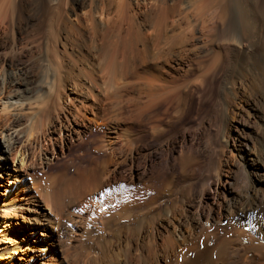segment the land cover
<instances>
[{"label": "bare ground", "instance_id": "1", "mask_svg": "<svg viewBox=\"0 0 264 264\" xmlns=\"http://www.w3.org/2000/svg\"><path fill=\"white\" fill-rule=\"evenodd\" d=\"M195 1L0 0V115L13 113L20 126L27 124L24 133L16 127L1 131L0 180L18 178L9 172L8 156L26 168L27 148L40 150L46 141L53 145L47 131L68 124L69 117L83 122V129L73 128L79 143L85 142L88 130L90 134L109 130L98 138L100 145L93 146L97 159L76 168L74 176L45 172L40 179H31L28 187H19L25 200L39 195L55 219L72 207L76 214L83 213L81 254L71 259L76 264H162V259L164 264H264V179L251 181V192L237 199L233 210L216 192L226 148L239 150L244 160L253 153L243 148V138H235L234 123L242 124L243 117L258 107L264 109V3L212 0L214 6L221 4L211 10L217 16L215 26L205 16L207 21L182 33L169 29L175 13L180 12L181 20L198 14ZM24 56L30 58L20 64ZM14 67L18 71L6 72ZM179 79L186 81L182 88L175 84ZM37 80L41 88L33 90L29 84ZM69 87L75 97L65 94ZM122 91L129 95L124 105L122 100L103 103ZM186 111L188 120L165 133L168 115L180 119ZM206 111L211 115L203 116ZM212 120L219 127L203 146L201 135L210 131ZM261 124L264 128L262 118ZM144 127L147 135H141ZM256 138L264 153V140ZM199 154L207 156L209 167L189 172ZM153 182L159 184L158 190ZM12 191L4 189L6 198L0 206V241L11 245L1 248L0 264H7L30 240L54 247L37 254L42 262L36 264H73L66 251L62 258L55 256L56 233L47 230L55 220L44 211L32 218L34 227L13 234L10 219L23 204L15 199L18 189ZM146 195L144 203L141 198ZM101 207L105 211L97 215ZM122 222L127 223L121 226ZM244 227L247 233L240 230ZM108 228H113L109 235ZM14 235L29 238L17 245ZM104 235L116 238L115 244L104 241ZM135 241L138 248L128 246ZM196 242L201 243L199 249Z\"/></svg>", "mask_w": 264, "mask_h": 264}, {"label": "rangeland", "instance_id": "2", "mask_svg": "<svg viewBox=\"0 0 264 264\" xmlns=\"http://www.w3.org/2000/svg\"><path fill=\"white\" fill-rule=\"evenodd\" d=\"M189 1L191 2V0H188V2ZM201 2H202V4H201ZM258 2L259 3H262V2L264 3V0H258ZM197 3H199V4H197ZM197 3H196V5H198L197 9H199V10H197L196 12L198 14L195 13L194 16L191 15V18L189 16L186 20H181L180 19V14H179L180 12L175 13L174 16H172L170 18V20H169V23H170V26H171V28H169V29L173 28V29L176 30V32L174 31L175 33H178V32L180 33L181 31L182 32L186 31L187 28H189L190 26L199 25L201 23V21H205L207 18L211 19V24L213 23L212 25L215 26L216 22H217V16H215L216 14L214 12H212L211 10L214 11V7L220 6L221 4L214 6V4H211L212 0H202V1L198 0ZM200 4H201V6H200ZM204 4L208 5L207 8H206V6H204ZM212 7H213V9H212ZM209 8H210V10L208 12L207 10ZM184 9H185L184 6L183 7L181 6L180 10H182V12H184ZM205 11H207L208 13L206 14ZM202 16L204 18H202ZM171 23L173 24V26L171 25ZM183 26H185V27H183ZM195 35L198 36L197 33ZM25 40H26V38H25ZM28 57L29 56H27V57L24 56L23 58L20 59L21 62L19 61V63L20 64L21 63L25 64V62L30 58V57L29 58ZM187 58H190V56H187ZM18 69H19L18 67H14V68H12L10 70H7L6 72L11 73L12 71H18ZM1 70L2 69H0V77H1V75H3V72H2L3 70L2 71ZM33 74H35V72H33ZM63 77L64 76H61L60 79H62ZM38 81L39 80H37L36 82L30 83L29 87L32 88L33 90L40 89L41 88L40 87L41 84ZM175 84L178 86V88L179 87L182 88V86H185L186 81L184 82V80L182 81L181 79H179V81H177V83H175ZM70 89L71 88L69 87L67 92H65V94L69 93L71 96L76 95V94H74L73 90H71L72 93H70ZM10 90H12V88L7 89L8 92ZM42 92L43 91L41 90V92H39V93H42ZM124 92L123 91L121 92L123 94L118 92V94L113 96L112 100H109V101L108 100H103L104 101L103 103H107V102L110 103V101H111L113 103L115 102V103L118 104V103L121 102V100H122V104L123 103H127L128 99H125V97L129 98L128 97L129 95H128V92H126V91H124ZM126 93H127V95H125ZM0 97H1V95H0ZM64 97L65 96H63V98ZM86 100H87L86 102H90L88 99H86ZM117 100L120 101V102H118ZM123 101H125V102H123ZM112 107H114V106H112ZM259 109H260V107L256 108L255 111L251 112V115L246 116V117L244 116L243 120L240 121L242 124L236 125L234 123L235 127H238V131H237L238 134H237V136L235 138H238V136L243 138L242 139V143L244 145L243 148L245 150H247V151L250 150V152H253V153H251V154H249L247 156L249 159H247V160H244L243 158L240 159L239 150L235 151L234 149H232L231 151H229V150H227L228 148H230L228 145H227L228 147L226 148L227 152L225 151L226 152L225 153V157H223L224 158L223 159V164L224 163L225 164L224 165L222 164V167H223L224 171H223L222 178L220 179L218 185H216V192H217V194H219V196L221 198H222V196H224L225 203L227 204V205L226 204L225 205H226V207L229 208V210H233L234 203H236L240 199V197H242L246 193L251 192V190L253 188L252 185L254 183H259V181H260L259 179H261V178L264 179V177H263L264 176V169H263L264 168V157H263L264 153L262 152L261 147H259L260 145H259V142H258V140L256 138V136L258 135V137H261L264 140V137H263L264 136L263 135L264 134V131H263L264 128H262V124H261V118L264 120V109L263 108H261L260 110ZM22 112L25 113L27 111L25 110V111H22ZM23 113H22V116L20 115L19 120L23 117V115L27 114V113H25V114H23ZM209 113L210 112L206 111L205 113H203V116H205V115H207ZM209 115H211V114H209ZM172 116L168 115L169 118H166L165 121H164V125L167 127L166 128L167 132H165V133H168V134L172 133L174 130L176 131L180 127L181 124H183L186 120H188V118L190 117V114H189L188 111H186L183 114V116H181L180 119H175ZM259 116H260V118H259ZM16 117H19V116L18 115L17 116L13 115V113H4V114L0 115V134H1V131L8 130L9 128H12V127L13 128L16 127L17 129H20L21 132L23 131V133H24L25 130H24L23 127H24V125L26 123L25 124L23 123L21 125L22 126V128H21L19 123H22V122L21 121H16L15 120ZM244 119H245V121H244ZM68 120H69V123L68 124L64 123L63 126L60 129H56V130L54 129L52 131V128L50 127L51 131H50V129H49V131H47L48 136L52 138L51 141L53 142V145L50 144L51 142L46 141V143L45 142L42 143V148L40 150H35V149L34 150H32V149L30 150L29 148H27L28 149V156L26 157V168H24V166L20 167L18 162L15 159H14V163H13L11 161V159H10L11 156H8L9 158L7 159V164L9 165V172L12 175L16 174L18 176V178H15V180H14L13 176L12 177L11 176H7L6 181L5 180H0V206L3 203L4 199L6 198V195H4L6 193V192H4V189L6 187H8V189L10 191H12L13 187H16L19 192L17 191L14 194V196L16 197L15 199L16 200L18 199L17 200V201H19L18 203H22L23 205L22 206L20 205L22 207V208L20 207L21 209H16L17 213L15 212L14 217H12L10 219L11 222L13 223V224L11 223L12 224L11 225V229L13 230V234L23 233V232L27 231V229L29 230L30 228L34 227L35 225H34V222H33L32 218H34L35 215L39 214L41 211H44L47 215H50L52 217V220H53V218L55 220L54 224H52L53 222L50 224L51 227L49 225H47V230H49V232L52 231L53 234L56 233L54 235V237H55L54 238V242L56 244H58L57 246H59V247L57 248V250L54 251L55 252V256L57 258L58 257L62 258L61 256L68 255L67 253H69V255H71V256L68 255V258L70 259L68 261H72L71 259H74V257H76V256L81 254L80 251H81L82 244H83V230L85 228L84 225H83V221L81 220V218L83 217L82 216L83 213H82V215L81 214H76L74 212V210H75L74 208L75 207L74 208L72 207L71 208L72 210L68 209V210H66V212L62 211L60 214H58V218L55 219V215H54L55 212L53 210L51 211L49 209L50 207L47 206L46 203H44V201L39 197V195L35 194V198L34 199L25 200V199H23L24 196H22L23 192L21 190H19V187L21 185L25 184L28 187L29 184L31 183L30 181L35 180V179H40L41 176L44 175V174L46 175V173L47 174H51V175H56V174H59V172L62 171V172H65L68 176H74L75 175L74 170L76 168L79 167V169H83V168H85L86 165L90 164V160L89 159H91V158L92 159H97V157L99 156V153H97L94 150H92L93 146L97 147L98 145H100V143L98 142L99 141L98 138L101 135L108 133L109 130L101 128L99 133H96V134L95 133L90 134L89 132H91V131L88 130L87 138L85 139V142L84 143H82V142L79 143L78 141L75 140L76 139V137H74L75 129L73 130V128L83 129V127H82L83 126V122L81 121V119H78L75 116H73V118L69 117ZM214 121L216 122V120H214ZM214 121L211 123L213 126H211L210 131L208 133H206V135L205 134L201 135L200 142H202L201 144L204 143L203 146L205 144L207 145L208 142L210 143V139L212 138L215 129L217 127H219V125H216ZM216 123L218 124V122H216ZM258 124H259V126H258ZM71 130H72V132L73 131L74 132L72 133ZM141 130H143L141 132V135H147V133L149 132V130L147 128H145V127L142 128ZM234 134L236 135V133H234ZM38 135H39V133H38ZM0 138H2L1 135H0ZM70 138H72V140ZM1 140L2 139H0V141ZM92 140H94L95 142H92V143L90 142L89 143V141H92ZM22 141H23V139H22ZM70 141H72V142L74 141V142L71 143ZM231 142L232 141H229V145L232 144ZM233 142H234V145H236V141L234 140ZM0 144H1V142H0ZM50 145H52V146H50ZM257 145H259V146H257ZM254 147H255V149H254ZM60 151H62L64 153L63 156H61ZM51 153H53L56 156L54 159H52V154ZM104 153H106V152H104ZM256 153L257 154H261V155H257ZM93 154H94V156H93ZM232 155H234V157ZM198 156H200V157L198 158ZM198 156L196 157V160L192 164V167L189 168L190 170L188 169L189 172L191 171V172L199 173V171L201 172L204 167H205V169H207L209 167V164L206 161L207 160L206 159L207 156L202 155V154H199ZM254 156L256 158H254ZM262 157H263V159H262ZM47 159L51 160L50 163H45L44 162V161H47ZM252 159H253V162L255 161V163H251ZM95 161H94L95 163H98L97 160H95ZM239 161H240V163L238 164ZM203 162H204V164H203ZM260 163H262V164H260ZM206 165H208V166H206ZM260 169H262V170H260ZM24 170H25V172H24ZM227 172H228V174H227ZM250 174H252V175H250ZM258 174H259V176H258ZM247 177L249 179H247ZM166 178L167 177L165 175L162 176V180L163 181H167ZM224 180L228 181V184H230L231 186H229L226 183H225L226 186H223L224 185V182H223ZM25 181H26V183H25ZM251 181L254 182V183H251ZM221 182H223V183H221ZM233 184H234L235 187L233 186ZM249 184H251V185L249 186ZM151 186L158 190L159 184H157V182H153L151 184ZM214 187L215 186L213 185V188ZM30 189H31V191L33 193H36L34 188H30ZM234 189H235V191H234ZM236 189H237V192H236ZM12 192H14V191H12ZM234 192H236V193H234ZM172 193H173V195H175L176 191H174V189H173ZM175 196H176L177 199L179 198L178 195H175ZM233 196L237 197V198H233ZM145 197L147 199V197H149V196L146 195L143 198H141V201H143L144 203H146L148 201V200H145ZM86 199H87L86 197H83L82 200L85 201ZM164 200H165V198H162L158 203L160 204V203L164 202ZM206 200H209V197H206ZM79 202H81V201H79ZM114 205L115 204H113V206ZM104 208L105 207H101L100 210L97 211V215H99L101 212H103ZM1 214H2V210H0V218H2ZM160 216H162V214H160ZM62 217L64 218L63 220H62ZM75 218L78 219L79 222L78 221L77 222L74 221ZM90 220H93V217H90ZM128 220H129L128 221L129 224H131L133 219L129 218ZM126 223L127 222H122L121 226H124ZM142 224L143 225L145 224L144 220L142 221ZM72 225H75L76 227L72 226ZM87 228L89 229L90 227H87ZM112 229L113 228H108V230L106 231L108 235L112 232ZM80 230L82 232H80ZM240 230L245 232L243 230V228L242 229L240 228ZM245 233H247V232H245ZM1 234H2V230H0V237L3 236V234H2V236H1ZM24 237L25 238H22L21 236L17 237V236L14 235V238L17 241L16 244L17 245L18 244L19 245L23 244V242H25V239L29 238V236H27V235H25ZM67 238L70 239L72 242L70 240H68ZM39 239H41V238L39 237ZM102 239L104 241H109L112 244H115V241H116V238L112 237L110 239L109 236H107V235H104ZM114 239H115V241H114ZM5 241L6 240H4V243H2V241H0V252H1V248L3 246L7 247V246L10 245V243H7ZM67 243L70 244V245H68ZM76 243H78V244H76ZM138 244H139V242L135 241L134 244L132 242V243H129L128 246L130 247V246L133 245L136 248H138ZM199 244H200V247H201V243L200 242H199ZM199 244L196 242V247L195 248L199 247ZM210 244H211V242L209 241L207 247H209ZM74 245H76L77 247L74 246ZM185 246L189 247L190 246V242L186 243ZM68 247H70V248H68ZM72 247H76L78 251L76 250V248L74 249ZM199 248H197V249H199ZM20 249L16 250L17 251L16 254L14 255L13 258H10L8 260L7 264H36V263H41L42 262V260H41L42 257L40 255H39V257H37V254L42 253V252H50L51 250H54V247H52V245L39 246V245L33 244L32 240H30L28 245L23 246ZM99 249H100V247H99ZM74 251L75 252L77 251V252L75 253ZM111 252H113V249L111 250ZM93 255H95L96 257L100 258V256H97L95 254V252H94ZM170 257H173V256H170ZM190 257H191V253H188L187 254V258H190ZM172 259L173 258L170 259V263L173 262ZM184 259H185V257H184ZM186 260H188V259H186ZM161 262H162V264H164L165 263L164 259H162ZM68 263H70V262H68ZM71 263L76 264L73 261Z\"/></svg>", "mask_w": 264, "mask_h": 264}]
</instances>
